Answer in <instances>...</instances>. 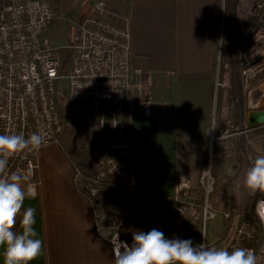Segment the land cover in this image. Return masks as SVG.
Returning <instances> with one entry per match:
<instances>
[{
  "label": "built area",
  "instance_id": "2783aa9c",
  "mask_svg": "<svg viewBox=\"0 0 264 264\" xmlns=\"http://www.w3.org/2000/svg\"><path fill=\"white\" fill-rule=\"evenodd\" d=\"M258 7L264 9V0ZM53 18L50 0H0V134L23 133L27 137L40 132L47 137L44 146H60L71 168L73 185L89 204L95 233L110 245L113 257L112 235L118 232L119 239L131 245L130 227L136 223L141 231L156 228L166 238L191 239L194 245L206 243L229 251L235 247L252 249L260 264H264V224L257 217L259 231L255 233L256 222L245 212L246 207L232 216L230 210L213 205L215 177L210 160L200 171L196 184L187 174H179L172 195L140 192L126 182L120 187L126 201L124 210L111 212L105 208L102 189L114 185L112 177L122 175L120 159L130 155L128 141L116 134L118 118L114 109L125 103L130 109L153 116L167 111L168 103L149 96L134 98L135 86L148 93L151 85L137 80L142 69L132 66L127 26L103 0L92 1L88 13L76 25L70 43L63 45L71 52L66 71H62L60 47L46 32ZM237 66L241 97H248L251 90L264 83V23L254 26L247 46L240 51ZM62 82L67 89L69 113L90 142L91 172L59 139L62 120L57 89ZM221 119L225 127L230 126L226 115ZM261 128L264 123L253 127L244 121V130L237 133L245 139L248 132ZM234 134L222 126L219 129L212 120L208 129L210 154L214 141ZM39 150L9 160V171L33 169L37 192ZM252 199L255 212L256 202L264 199V194L258 192L249 200ZM219 215L230 220L229 229L220 242H210L208 224Z\"/></svg>",
  "mask_w": 264,
  "mask_h": 264
},
{
  "label": "crops",
  "instance_id": "0c3cea01",
  "mask_svg": "<svg viewBox=\"0 0 264 264\" xmlns=\"http://www.w3.org/2000/svg\"><path fill=\"white\" fill-rule=\"evenodd\" d=\"M92 1L88 0L86 9ZM105 1L126 17L131 63L142 69L137 80L151 85L148 93L135 86L134 98L149 96L168 103L167 111L153 116L130 109L125 103L113 111L118 118L116 134L130 145L131 184L140 192L172 195L181 173L197 183L210 156L211 122L219 120V129L223 124V115H216V107L219 105L222 111L228 104L218 98L216 83L223 44L219 0ZM58 2L62 9H83L84 0ZM220 91L225 95L224 89ZM254 91L256 97L251 101L260 100L263 91ZM249 96L243 98L244 104ZM258 107L252 106L247 113L262 109ZM52 146L38 152V195L25 201V207L36 209V230L44 244L43 255L32 264H114L110 245L95 233L87 200L73 185L68 162ZM246 170L238 169V179H244ZM113 183L105 193L104 206L108 211L121 212L125 201L120 187L126 179L123 174L116 175ZM239 198L237 193L231 198L226 192L220 203H237ZM218 201L212 196L215 205ZM218 218L211 227L219 226Z\"/></svg>",
  "mask_w": 264,
  "mask_h": 264
},
{
  "label": "rangeland",
  "instance_id": "374dc122",
  "mask_svg": "<svg viewBox=\"0 0 264 264\" xmlns=\"http://www.w3.org/2000/svg\"><path fill=\"white\" fill-rule=\"evenodd\" d=\"M103 1L106 3L105 0ZM261 1L262 0H219V18L223 44L220 58L218 59V76L216 78V83L225 84V86H218L217 84L218 98H224L228 101V104L223 106L222 111L218 105L216 107V115L219 116L220 112L223 116L226 115L230 120V126L225 127L224 124H220V126L225 128L228 133L236 134L233 135L234 139L232 140H230L231 136L230 138L218 140L219 142L214 141L213 145H216L212 147V153L208 156L209 158L207 157V160L211 162L212 172L215 177V189L212 196L219 200L216 205L212 203L220 210H230L232 216L245 208L249 201V194L242 186L243 180L241 178L238 179V177L241 176L236 172L240 168L246 170L251 166L250 157L253 158V156L255 157L257 154L264 152V128L248 132L244 140H242V134L237 133L244 130V121L247 123V111L249 108H252V106H260L258 108L264 109V83L258 87V89L263 91V96L260 95L259 97L260 100L251 101L252 97H256L257 92L253 89L249 94L250 99H247L245 104L243 103L237 66L240 51L247 46L254 26L257 27L264 23V9L263 7L257 8ZM50 2L54 12V18L46 32L50 39L60 47V55L63 62L62 71H66L71 61V52L64 49L63 45L70 43L76 25L89 11L86 9L89 3L88 0H84L83 9H62L58 0H50ZM108 8L111 10L115 9L111 6H108ZM116 13L126 24V17L118 11H116ZM237 54H239L238 57ZM221 88L226 91L225 95L220 91ZM57 93L58 108L62 120V131L59 135V139L66 149L72 151L79 158L86 171L91 172L90 167L93 161L89 156L90 142L85 136L81 125L75 121L73 116L69 113L67 89L63 82L61 86L58 87ZM218 121L219 120L215 121L216 125ZM52 147L61 151L65 157L59 145L54 144ZM78 152L83 153V155L80 156L81 158L78 156ZM245 152H247V154ZM115 176L112 177V180ZM226 192H230L231 198L237 193L240 197V201L231 204H226V202L220 203ZM219 216L220 218L217 216L219 223L218 227H211V223L213 224V221L217 218L208 224L207 240L210 242H220L229 229L230 220L221 215ZM131 230L141 231V228L134 223Z\"/></svg>",
  "mask_w": 264,
  "mask_h": 264
},
{
  "label": "clouds",
  "instance_id": "9594fccd",
  "mask_svg": "<svg viewBox=\"0 0 264 264\" xmlns=\"http://www.w3.org/2000/svg\"><path fill=\"white\" fill-rule=\"evenodd\" d=\"M47 137L33 132L0 134V258L2 264H32L44 253L43 240L36 230V209L25 207V201L37 197L31 167L9 171L10 158L41 149ZM243 188L251 196L264 194V153L250 157ZM255 213L264 224V199L258 200ZM114 264H260L257 254L248 248L210 247L193 244L191 239L166 238L153 228L148 232L134 231L129 245L112 235Z\"/></svg>",
  "mask_w": 264,
  "mask_h": 264
},
{
  "label": "trees",
  "instance_id": "16d2710c",
  "mask_svg": "<svg viewBox=\"0 0 264 264\" xmlns=\"http://www.w3.org/2000/svg\"><path fill=\"white\" fill-rule=\"evenodd\" d=\"M215 146V144L213 145ZM81 155H83L82 152H78V156L80 157ZM81 158V157H80ZM121 162V166H122V174L124 176V178L126 179V182L131 183L132 177H131V165H130V159L129 156L121 158L120 159ZM91 169V167H90ZM110 187L108 185L104 186V188L102 189V195H103V200L105 201V193L106 191L109 189ZM254 201L255 199L249 200L248 201V205L246 206V213L251 215L252 218L254 219V221L256 222V228H255V233H258L259 231V226H257V224L259 225V220L254 212ZM124 236L127 237L128 235L126 233H124Z\"/></svg>",
  "mask_w": 264,
  "mask_h": 264
},
{
  "label": "water",
  "instance_id": "95a60500",
  "mask_svg": "<svg viewBox=\"0 0 264 264\" xmlns=\"http://www.w3.org/2000/svg\"><path fill=\"white\" fill-rule=\"evenodd\" d=\"M247 123L250 126H258L264 123V109H251L247 113Z\"/></svg>",
  "mask_w": 264,
  "mask_h": 264
}]
</instances>
